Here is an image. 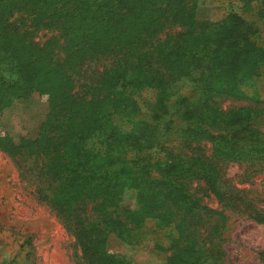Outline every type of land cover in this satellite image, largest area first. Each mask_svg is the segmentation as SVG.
<instances>
[{
    "label": "trees",
    "instance_id": "16d2710c",
    "mask_svg": "<svg viewBox=\"0 0 264 264\" xmlns=\"http://www.w3.org/2000/svg\"><path fill=\"white\" fill-rule=\"evenodd\" d=\"M198 1L0 0V110L14 97L23 100L56 87L48 128L41 140L30 141L36 144L34 178L39 195L59 210L74 235L84 264H120V256L110 255L103 245L108 232L130 241L143 234L139 229L151 214L164 219L162 226L170 225L164 235L171 251L179 241L177 220L169 210L162 212L165 206L162 214L153 211L155 200L164 197L171 209L187 213L183 220L189 228L202 222L205 196L225 197L220 189L225 161L264 162V132L253 125L264 107L224 110L206 98L214 81L233 78L243 86L241 78L261 75L256 71L264 66V0L227 1L222 20L200 23L194 14ZM245 8L252 19L245 17ZM41 31L53 37L42 44L37 41ZM93 58L95 64L107 60L103 70L93 72ZM138 68L144 71L132 86L129 78ZM144 87L156 91L147 105L148 119L139 117L135 99V90ZM185 87L190 88L187 95L182 94ZM114 97L119 99L112 114L105 113L100 104ZM256 102L264 106V98ZM232 115L247 121L239 131L229 124ZM117 116L130 119L131 126L120 127ZM206 143L210 157L204 153ZM129 148L157 150L159 156L144 165L126 161ZM12 149L5 147L14 156ZM127 168L132 175L144 170L143 190L126 182ZM128 185L155 200L147 194L140 210L144 215L118 219L113 214L122 213L119 203Z\"/></svg>",
    "mask_w": 264,
    "mask_h": 264
},
{
    "label": "rangeland",
    "instance_id": "374dc122",
    "mask_svg": "<svg viewBox=\"0 0 264 264\" xmlns=\"http://www.w3.org/2000/svg\"><path fill=\"white\" fill-rule=\"evenodd\" d=\"M227 1L242 4L241 0H199L197 11L194 12L195 19L199 23L222 20L226 12L222 4ZM245 1L247 4L251 3ZM245 10V17H251V9ZM198 27L202 28V24ZM262 36L261 41L264 42V35ZM51 37L53 33L41 31L37 41L43 44ZM91 60H94L90 62L93 72L103 70V63L107 62L103 59L101 63L95 64V59ZM248 64L246 61L243 67H248ZM175 70L179 71V68ZM143 71L138 68L132 72L129 78L132 86L137 83L136 79L142 77ZM256 73L261 75L247 77L246 80L241 78L240 85L243 86H237L239 82L233 78L214 81L207 86L206 98L209 103L214 102L224 110L264 107L258 106L256 102L264 98V66L261 72L258 70ZM238 76H243V72ZM45 86H65V83ZM111 86L116 85L111 82ZM55 89L56 87L52 93H33L23 100L14 97L12 104L0 110V264H84L74 235L62 223L59 210L47 198L39 195L40 184L34 178L32 161L36 156L31 153L36 144L31 145L30 141L41 140L43 131L48 128L50 103L57 94ZM188 93L190 88L185 87L182 94ZM155 96L156 91L153 88L135 90V99L141 109L140 118L150 117L147 105L155 100ZM118 99L114 97V101L108 100L100 106L105 107V113L112 114L113 104L116 105ZM231 118L229 124L238 131L247 122L243 117L234 118L232 115ZM115 121L120 127L131 126L128 118L121 119L117 116ZM253 125L264 132V114L256 117ZM39 144L42 145L43 141ZM204 145L206 156H212L211 145ZM5 147H12L14 156ZM225 150L230 153L229 147ZM126 153V161L138 160L142 165L147 158L155 162L159 156L157 150L146 152L129 148ZM87 161L90 162V159ZM222 165L220 189L225 197L205 196L201 203L202 222L189 228L183 220L187 213L171 209L170 203L163 200L164 197L159 198L157 203L154 195L146 192L148 200H155L153 211L170 214L169 210L173 214L170 218L177 220L174 235L179 241L174 249L168 251L170 242L164 235L170 225L162 226L164 219L154 218L157 216L151 214L145 219L144 227L139 229L143 234L135 235L130 241L122 240L115 231L108 232L103 242L106 252L120 256L117 258L120 264H264V162L237 159L227 160ZM128 168L124 170L126 182L135 183L143 190L144 170H137L132 175L131 166ZM128 186L124 188L122 201L119 203L122 213L113 214L118 219L130 220L132 213L144 215V211H140L146 205L144 192L140 194L139 188ZM193 186L198 188L196 183ZM45 190L46 194L53 195L48 188ZM101 202L102 200L98 203ZM93 204L88 206V212L92 210ZM161 207H164L162 212ZM112 228L116 229L115 226ZM159 242L161 246H158ZM174 255L179 258L172 259Z\"/></svg>",
    "mask_w": 264,
    "mask_h": 264
}]
</instances>
